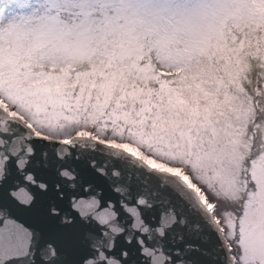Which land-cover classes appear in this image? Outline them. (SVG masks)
Segmentation results:
<instances>
[{"label":"snow or ice","instance_id":"6c2138e0","mask_svg":"<svg viewBox=\"0 0 264 264\" xmlns=\"http://www.w3.org/2000/svg\"><path fill=\"white\" fill-rule=\"evenodd\" d=\"M0 264H264V0H0Z\"/></svg>","mask_w":264,"mask_h":264}]
</instances>
